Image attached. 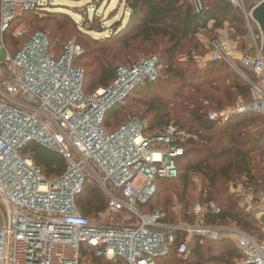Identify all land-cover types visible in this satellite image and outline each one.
<instances>
[{
	"label": "built area",
	"instance_id": "1",
	"mask_svg": "<svg viewBox=\"0 0 264 264\" xmlns=\"http://www.w3.org/2000/svg\"><path fill=\"white\" fill-rule=\"evenodd\" d=\"M46 0H0V264H156L177 246L187 264L193 239L222 241L231 238L243 258L238 264H264V243L238 230L203 223L213 203H197L187 212L189 222H163L159 211L143 207L156 197L163 180L178 177L176 159L183 136L170 125L154 136L132 120L109 133L107 113L123 103L140 85L155 82L157 59L121 67L108 89L85 94L84 70L75 65L84 50L76 41L53 53L49 36L29 30L24 20L46 7ZM244 15L252 54H242L221 40L214 41L210 63H225L251 88L253 100L212 112L209 120L227 124L235 116L264 117V36L254 11L264 3L228 0ZM252 1V0H251ZM196 11L202 0H193ZM48 5L54 6L51 0ZM27 22V21H26ZM264 127V125H263ZM54 151L66 162V171L47 180L26 153L28 145ZM95 181L109 199L96 219L82 216L76 198L87 180ZM259 221L264 217V191L242 185L234 191ZM83 250L91 251L82 260Z\"/></svg>",
	"mask_w": 264,
	"mask_h": 264
},
{
	"label": "trees",
	"instance_id": "2",
	"mask_svg": "<svg viewBox=\"0 0 264 264\" xmlns=\"http://www.w3.org/2000/svg\"><path fill=\"white\" fill-rule=\"evenodd\" d=\"M260 1L249 0L248 3L253 6ZM120 4L126 14L113 23L112 33L103 40L83 33L76 21L65 14L49 13V22L58 25L59 19H63L67 23L60 24L52 33H47L52 28L49 22L36 21L35 14L24 22L34 31L49 34L53 53L59 54V48L53 47L52 41L61 42L75 36L84 50L75 65L85 72L83 90L86 95L111 87L119 68L156 58L158 80L137 87L123 103L107 113L104 121L109 133L138 120L146 123L147 136H154L170 125L176 126L183 135L177 143L184 149V155L176 159L178 177L161 181L155 199L143 207V212L159 211L166 224L176 225L182 219L189 222L190 194L195 192L193 179L198 176L202 179V188L195 201L203 206L213 203L219 209L218 213H206L203 223L215 227L233 225L264 243V227L243 202L229 192L232 184L255 192L264 191V127H251L263 126L264 117L238 115L224 125L210 121L212 111L227 110L237 101L249 103L253 96L248 84L225 63H209L204 69L195 61L208 51L212 52L211 44L220 40L218 33L226 26L230 39L239 44L238 52L252 54L253 50L248 49L249 30L243 13L228 0H202L204 10L201 13L196 11L193 0H120ZM88 32L95 30L90 27ZM203 34L211 37L209 49L200 41ZM126 110L129 122L112 129L109 123L120 121ZM219 126L222 127L218 130ZM25 152L32 156L47 180L58 179L66 171L65 159L54 151L31 144ZM162 194L165 201L157 209L156 200ZM173 198L183 207L182 219L173 215ZM108 206L109 199L98 184L87 180L83 192L76 198V207L82 216L96 219ZM181 242L179 239L178 244ZM178 244L167 257L157 259L156 264H184L177 256ZM189 250L187 264H236L243 258L234 240L229 238L217 242L196 238L189 244ZM90 252L83 250L82 260ZM91 260L95 264H105L103 260Z\"/></svg>",
	"mask_w": 264,
	"mask_h": 264
},
{
	"label": "rangeland",
	"instance_id": "3",
	"mask_svg": "<svg viewBox=\"0 0 264 264\" xmlns=\"http://www.w3.org/2000/svg\"><path fill=\"white\" fill-rule=\"evenodd\" d=\"M48 2H49V0H46L44 2L46 7H44L41 12H38L37 15H35V16H38L36 21L37 20H42V21L44 20L47 22L49 20V17H50L49 13H54V14L59 13V14L69 15L74 19V21H76L77 27L79 30H82L83 33L88 34L90 37L97 39V40L106 39L110 35V33H112L111 27H112L113 23L115 21L121 20V18L126 14L125 9L120 4V0H51L52 4H54V6L48 5ZM94 16H97V17H94ZM58 22H59L58 25H56L52 22H49V25L52 28H50V30L47 33H52L53 29H54V31H56L60 24H66L67 25V23H65V21L63 19H59ZM124 23H126V22L124 21ZM90 27H93L95 32H91V33L88 32ZM33 29L34 28L31 26L29 29V30H31L30 32L34 31ZM74 30H75V28H74ZM75 31L77 32V30H75ZM62 32L63 31H61L59 34L61 35ZM218 34H219V39L221 41H223L226 45L233 47L235 50L239 51V44H238V42H234L230 39V35H229V31L227 29V26L223 31H220ZM76 36H79V35L76 34ZM247 40H248L247 43L249 45L248 49L251 48L253 50V48H254L253 38H251L249 36V38H247ZM70 41H72V42L76 41L77 42V39L74 36V37L66 38L64 41H61V42L58 40H54V42L52 41L51 43H53V47L55 45V48H59V53H60L62 47ZM200 41L203 45L206 46L207 49L210 48V44L212 42L210 36L203 34L200 36ZM210 55H211V53L208 51L207 54L199 56V57H197V59L195 58V61H197V65L199 68L206 69L209 67ZM187 59L188 58H183L182 60L187 61ZM159 87L161 90L164 89L161 86H159ZM238 102L239 101H237L236 103H238ZM236 103L230 107H233L234 105H236ZM230 107H228V108H230ZM127 109H130V107ZM212 112H215V111H212ZM118 114L119 113L115 114L114 118L116 116H118ZM129 118L130 117H129L128 111L126 110L124 113V116L121 118L120 121H114V123L111 121L109 123L110 127H112V129H115V128L117 129L118 127L122 126L123 124L129 122ZM144 125L146 126V123H144ZM221 127L222 126H219L218 130L221 129ZM251 127L252 128L253 127L262 128L263 126L260 124H255ZM237 183L239 184V182H235V184H237ZM233 185L234 184L230 185V187ZM201 188H202V179L197 176L193 179V185H192V189L195 192H192L190 194V199L192 202L197 200L196 197L198 195V192L201 191ZM229 192L231 193L230 189H229ZM156 201L159 204L157 209H160L161 208L160 205L163 206V204H164L165 195L162 194L159 197V199H157ZM173 206H174L173 207L174 210L173 209L172 210H173V215L175 216V218L176 219L177 218L182 219L183 218V207H182V205H180L177 202V200L175 198H173ZM182 220L180 223L183 222ZM223 228L233 229L235 227L233 225H225ZM262 231L264 232V228ZM229 239H231V238H229ZM209 241H211V240H209Z\"/></svg>",
	"mask_w": 264,
	"mask_h": 264
},
{
	"label": "water",
	"instance_id": "4",
	"mask_svg": "<svg viewBox=\"0 0 264 264\" xmlns=\"http://www.w3.org/2000/svg\"><path fill=\"white\" fill-rule=\"evenodd\" d=\"M251 4V3H250ZM254 19L260 25L263 36H264V3L261 4L255 11H254ZM263 52H264V45H263ZM261 222L264 223V217L261 219Z\"/></svg>",
	"mask_w": 264,
	"mask_h": 264
},
{
	"label": "crops",
	"instance_id": "5",
	"mask_svg": "<svg viewBox=\"0 0 264 264\" xmlns=\"http://www.w3.org/2000/svg\"><path fill=\"white\" fill-rule=\"evenodd\" d=\"M240 185H233V186H231L230 187V191H231V193H233L234 194V191L237 189V187H239ZM239 198V197H238ZM240 199V198H239ZM242 201V200H241ZM243 202V201H242ZM195 204H197V201H194V202H192V206L193 205H195ZM243 204L245 205V203L243 202ZM191 205H190V207H191ZM261 221V220H260ZM260 224L262 225V227H264V223H262V222H260ZM242 260V259H241ZM241 260H239L238 262H236V264H238Z\"/></svg>",
	"mask_w": 264,
	"mask_h": 264
}]
</instances>
